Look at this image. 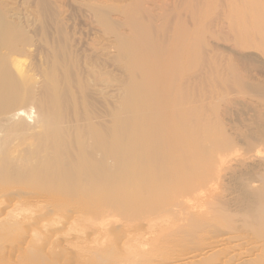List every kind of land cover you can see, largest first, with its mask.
<instances>
[{
    "label": "bare ground",
    "instance_id": "6f19581e",
    "mask_svg": "<svg viewBox=\"0 0 264 264\" xmlns=\"http://www.w3.org/2000/svg\"><path fill=\"white\" fill-rule=\"evenodd\" d=\"M232 13L236 19L243 10ZM221 22L222 123L238 103L229 95L223 105L220 46L231 41L227 50L241 52L253 35L239 33L241 17L227 30ZM234 60H224L228 81L245 94L243 109L254 110L253 98L264 92ZM7 63L0 60V264H264V150L239 156L226 143L202 147L197 130L190 139L185 121L160 104L141 108L143 128L130 143L95 131L88 148L63 125L56 104L18 94ZM31 87L41 91L42 83ZM258 114L257 107L248 134L232 143L248 150L264 143ZM21 137L29 141L15 147ZM167 249L175 255L169 261L158 256Z\"/></svg>",
    "mask_w": 264,
    "mask_h": 264
},
{
    "label": "rangeland",
    "instance_id": "374dc122",
    "mask_svg": "<svg viewBox=\"0 0 264 264\" xmlns=\"http://www.w3.org/2000/svg\"><path fill=\"white\" fill-rule=\"evenodd\" d=\"M233 6L243 10L236 19ZM239 17L246 23L239 33L253 38L241 52L227 50L231 41L220 46L223 105L229 95L238 103L221 123L216 28L222 20L227 30ZM226 58L264 92V0H0V60L20 80L16 91L56 104L63 125L88 148L95 131L112 130L130 143L143 128L141 108L160 104L185 121L190 139L197 130L202 147L226 143L239 156L264 150V143L254 150L232 143L248 134L257 107L264 116V94L253 98L254 110L243 109L245 94L229 83ZM34 80L41 91L32 89ZM158 256L175 255L167 249Z\"/></svg>",
    "mask_w": 264,
    "mask_h": 264
}]
</instances>
